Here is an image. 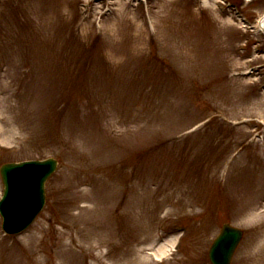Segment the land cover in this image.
I'll return each mask as SVG.
<instances>
[{
	"label": "rangeland",
	"instance_id": "1",
	"mask_svg": "<svg viewBox=\"0 0 264 264\" xmlns=\"http://www.w3.org/2000/svg\"><path fill=\"white\" fill-rule=\"evenodd\" d=\"M264 0H0V167L55 158L0 264H264ZM4 185L0 174V199ZM173 242V243H172Z\"/></svg>",
	"mask_w": 264,
	"mask_h": 264
},
{
	"label": "water",
	"instance_id": "2",
	"mask_svg": "<svg viewBox=\"0 0 264 264\" xmlns=\"http://www.w3.org/2000/svg\"><path fill=\"white\" fill-rule=\"evenodd\" d=\"M57 166L55 158L6 163L1 166L4 193L0 200V213L6 232H21L35 220L45 204V183ZM243 235L242 229L229 223L224 224L210 248L211 263L230 264Z\"/></svg>",
	"mask_w": 264,
	"mask_h": 264
},
{
	"label": "bare ground",
	"instance_id": "3",
	"mask_svg": "<svg viewBox=\"0 0 264 264\" xmlns=\"http://www.w3.org/2000/svg\"><path fill=\"white\" fill-rule=\"evenodd\" d=\"M257 26H258V28H261L263 26V29H264V21H263V18L259 20V23H258Z\"/></svg>",
	"mask_w": 264,
	"mask_h": 264
}]
</instances>
